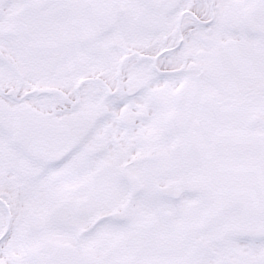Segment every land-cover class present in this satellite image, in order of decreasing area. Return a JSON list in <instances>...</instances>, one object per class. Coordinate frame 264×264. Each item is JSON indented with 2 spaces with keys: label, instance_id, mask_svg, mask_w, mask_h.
<instances>
[{
  "label": "snow or ice",
  "instance_id": "1",
  "mask_svg": "<svg viewBox=\"0 0 264 264\" xmlns=\"http://www.w3.org/2000/svg\"><path fill=\"white\" fill-rule=\"evenodd\" d=\"M0 264H264V0H0Z\"/></svg>",
  "mask_w": 264,
  "mask_h": 264
},
{
  "label": "flooded vegetation",
  "instance_id": "2",
  "mask_svg": "<svg viewBox=\"0 0 264 264\" xmlns=\"http://www.w3.org/2000/svg\"><path fill=\"white\" fill-rule=\"evenodd\" d=\"M49 57L55 59L57 55V39H56V34L53 31L50 39H49V45H48V53Z\"/></svg>",
  "mask_w": 264,
  "mask_h": 264
}]
</instances>
